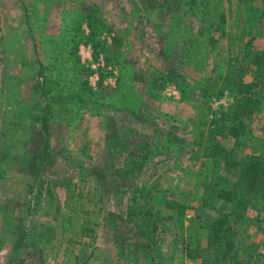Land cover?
Wrapping results in <instances>:
<instances>
[{"label": "rangeland", "instance_id": "1", "mask_svg": "<svg viewBox=\"0 0 264 264\" xmlns=\"http://www.w3.org/2000/svg\"><path fill=\"white\" fill-rule=\"evenodd\" d=\"M240 13L237 0H0V264H264V189L236 219L214 195L236 171L206 149L232 102L229 64L255 75ZM245 121L235 154L264 157V99Z\"/></svg>", "mask_w": 264, "mask_h": 264}, {"label": "trees", "instance_id": "2", "mask_svg": "<svg viewBox=\"0 0 264 264\" xmlns=\"http://www.w3.org/2000/svg\"><path fill=\"white\" fill-rule=\"evenodd\" d=\"M241 10L240 20L243 29L248 33L244 34L248 40L243 45V57L250 58L249 63L255 68V75L251 81L243 80L244 69L234 68V64H229L227 73L224 76L225 86L232 94V102L226 109L221 108L219 115H215L211 120L214 128L210 129V139L212 143L207 151L215 165L222 166L225 171L232 173L236 171V177H233L231 186L228 189L217 188L214 195L231 204V212L236 219L243 220L245 209L252 206V198L264 189V157L262 155H247L237 157L234 150L241 145L242 138L247 130L245 116L258 108L261 100L264 99V48H256L254 39L259 33L257 23L264 20V0H237ZM243 30V31H244ZM218 135L227 136L233 139L231 149L225 147L217 141ZM260 198H264L261 194ZM255 201V200H253ZM257 202V200L255 201ZM166 207L175 208L178 213L185 208L176 202L166 203ZM216 222V221H215ZM218 222V221H217ZM218 227L212 225V235L210 236L212 244L216 243L214 251L220 252L224 245L223 242L228 238L227 229L220 231ZM216 224V223H215ZM206 250L196 248L186 249V255L189 258L203 257ZM203 253V254H202Z\"/></svg>", "mask_w": 264, "mask_h": 264}]
</instances>
